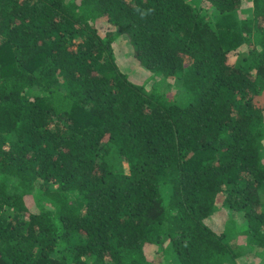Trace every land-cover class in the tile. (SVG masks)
I'll list each match as a JSON object with an SVG mask.
<instances>
[{
    "label": "trees",
    "instance_id": "16d2710c",
    "mask_svg": "<svg viewBox=\"0 0 264 264\" xmlns=\"http://www.w3.org/2000/svg\"><path fill=\"white\" fill-rule=\"evenodd\" d=\"M250 1L239 17L242 0H0V264H264ZM123 40L151 87L120 65Z\"/></svg>",
    "mask_w": 264,
    "mask_h": 264
},
{
    "label": "rangeland",
    "instance_id": "374dc122",
    "mask_svg": "<svg viewBox=\"0 0 264 264\" xmlns=\"http://www.w3.org/2000/svg\"><path fill=\"white\" fill-rule=\"evenodd\" d=\"M201 9H203V11L208 9V3H205L204 0H201ZM252 9V2L250 0H242L241 3V7L238 11V16L239 17H244V15L247 12H250ZM101 27H100V31L104 32L107 27H109L110 30H113V27L110 26L108 24V22L106 21H102L101 22ZM100 26V25H99ZM115 51H116V55H118L119 60H120V65L125 68L128 72H130L133 77L137 78V79H145V83L148 87H151L152 84H155V81L158 80V78H149V73L136 65L135 60L132 56V54L130 53V49H129V45L126 41H121V42H115ZM243 47V46H242ZM240 47L241 51H245L246 48H242ZM168 81H172L170 78L168 79ZM166 87V86H165ZM168 88V87H166ZM175 88L172 87L171 90H169V94H172L173 92H175ZM264 97H260L259 100H262ZM256 99L258 100V97H256ZM228 217V212L226 209H224L223 207H221L217 212H215L211 217H209L208 219H206V223L212 225L215 224L218 228L219 227V232L222 231L223 229V222H225L227 220ZM239 221V218L236 217V221ZM234 235V236H233ZM230 236H233L232 239L230 240L231 243L237 244V245H245V241H246V237L245 234L243 232H240L238 234H233L231 233ZM164 246L166 245V242L163 244ZM148 255H150L151 257L155 256L156 254L155 252V248L153 246H148ZM253 251V250H252ZM156 264H173V260H169L166 258V254L165 253H161L158 254L156 256ZM169 257V256H168ZM261 259L258 258V256H255L253 252H247L245 254H242L238 257V262L240 264H258L259 261Z\"/></svg>",
    "mask_w": 264,
    "mask_h": 264
}]
</instances>
